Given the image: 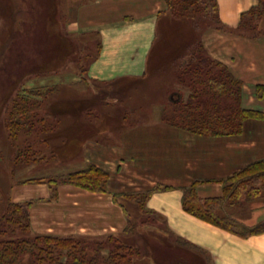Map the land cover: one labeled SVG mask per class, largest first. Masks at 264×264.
Listing matches in <instances>:
<instances>
[{"label":"crops","instance_id":"crops-1","mask_svg":"<svg viewBox=\"0 0 264 264\" xmlns=\"http://www.w3.org/2000/svg\"><path fill=\"white\" fill-rule=\"evenodd\" d=\"M259 2L217 0L224 28L208 30L201 41L212 59L225 64L242 81L243 107L264 112V98L256 96L257 86L264 85V35L250 38L235 32L242 15ZM65 4L66 33L95 36L101 46L89 66L91 84L111 85L148 75L164 18L160 14L167 8L165 0H66ZM169 94L170 100L176 91ZM109 134L111 139H118L116 143L100 137L86 143L83 150L87 157L84 167L95 165L110 174L109 193L63 184L58 188V198L51 200L47 184H33L35 192L25 189L12 198L15 203H32L35 234L123 237L129 220L125 210L132 204L116 202L114 194L161 184L170 189L154 193L147 208L165 223L172 236L199 248L210 264H264V233L240 237L189 214L183 207L182 190L198 182L199 197L223 196L221 180L264 159V120L246 121L243 133L231 137L194 135L168 124L163 116L137 121L117 135ZM257 200L258 205H253ZM244 206L248 213L234 212L238 207L234 206L231 215L248 226L264 221V192L257 199L244 201ZM246 214L249 218L243 217Z\"/></svg>","mask_w":264,"mask_h":264},{"label":"rangeland","instance_id":"rangeland-1","mask_svg":"<svg viewBox=\"0 0 264 264\" xmlns=\"http://www.w3.org/2000/svg\"><path fill=\"white\" fill-rule=\"evenodd\" d=\"M65 2L0 0V209H5L8 200L12 201L22 190L35 192L33 184L26 181L67 175L87 168L84 167L87 157L83 150L89 141L105 137L116 143L118 139H111L110 132L117 135L137 121L148 122L171 113L168 103L175 102L179 96V99L187 100L189 93L182 87L178 73L180 59L211 29L207 28L211 22L203 17H164L154 48L157 56L155 62L150 60L148 75L144 79L117 81L111 90L110 85L91 84L85 71L80 75V57H84L83 68L88 69L91 60L98 55L99 40L95 36L77 35L74 36L76 41L64 37L62 30L66 32L68 11ZM69 8L73 9L72 6ZM183 29L190 32L187 40H183ZM243 32L244 36L250 37L248 31ZM252 34H256L253 38L264 35V16ZM44 85L57 89L47 101L40 103L41 108L33 110L56 124L52 130L38 133L35 130L31 135L21 131L19 143L14 145L7 127L11 122L14 99L24 95V90L33 91ZM175 91L169 100V92ZM42 139H46L45 142ZM73 139L80 140L76 154L64 151ZM28 144L41 159L27 165L16 162L19 149ZM256 204L258 200L253 202ZM237 206L234 212L248 213L244 202ZM128 211L135 228L126 233L123 240L138 248L140 255L134 256L136 264H194V253L178 244L174 236H166L167 229L162 220L155 216L149 220L141 218L134 205ZM248 215L243 217L249 218ZM32 232L16 231L14 237L33 238L35 233ZM86 240L92 246L106 242V238ZM161 243L167 248L162 249ZM160 249L166 251L163 259L154 255L155 250ZM194 255L198 264H210L206 255ZM23 263L31 264L30 258L25 257Z\"/></svg>","mask_w":264,"mask_h":264},{"label":"trees","instance_id":"trees-1","mask_svg":"<svg viewBox=\"0 0 264 264\" xmlns=\"http://www.w3.org/2000/svg\"><path fill=\"white\" fill-rule=\"evenodd\" d=\"M165 1L167 8L160 16L173 19L203 17L211 22L207 28H224L219 17L217 0ZM263 16L264 0H260L257 6L242 15L236 31L242 36L246 35L243 31H248L250 35H247L250 38L256 37V34L252 33L259 27ZM62 34L67 39L76 41V38L67 34L64 29ZM100 47L99 44L98 51ZM97 56L91 60L89 66ZM83 59L84 57H80L78 64L81 76L84 71L88 74L89 70V67L86 70L83 68ZM178 73L180 83L189 95L187 100L177 99L173 103L169 102L172 108L171 113L162 115L168 124L198 136L231 137L243 133L246 121L264 120L263 111L243 107L242 81L236 78L225 64L212 59L201 40L182 56L178 65ZM81 78L84 80V77ZM56 89V86H39L33 91H22L24 95L20 94L21 96L14 99L10 113L11 122L7 125L14 145H18V134L21 131H24L26 135H31L35 130L38 133L53 129L56 122H50L46 119L47 116L40 117L39 112L34 110L41 108L40 103L47 101ZM256 96L258 99L264 98V85L257 86ZM45 140L42 139L44 142ZM36 153L28 144L24 149H19L16 162L26 165L37 162L41 158ZM109 181L110 174L107 171L90 165L84 170L67 175L32 179L26 183L48 184L52 191L50 199L56 200L60 185L69 184L95 193H109ZM221 182L224 184L223 196L215 198L199 197L198 182L182 188L185 211L240 237L245 238L264 233V221L248 226L230 213L232 207L246 200L261 197L264 192V159L246 165ZM168 189H170L169 186L158 184L148 190L116 193L114 199L116 202L123 200L136 206L141 213V218L149 220L152 216H157L147 208L148 199L154 193ZM31 204V202L15 203L8 200L6 208L0 209V264H24L25 257L30 258L31 264H136L134 258L140 255V252L135 246L127 244L123 237L108 236L106 242L101 241L94 246L87 242L90 239L84 241L83 237L38 234H34L33 238L14 237L16 231L23 234L32 232ZM125 212L129 217L126 234L132 231L135 225L129 211L126 209ZM153 220L156 221V218ZM167 230L165 231L166 236L171 237L172 234ZM175 239L178 244L194 254L205 255L191 243L181 238L175 237ZM194 254L193 262L198 264L197 256L195 257Z\"/></svg>","mask_w":264,"mask_h":264},{"label":"bare ground","instance_id":"bare-ground-1","mask_svg":"<svg viewBox=\"0 0 264 264\" xmlns=\"http://www.w3.org/2000/svg\"><path fill=\"white\" fill-rule=\"evenodd\" d=\"M189 30L187 29H183L182 31H181V34H182V37H183V40H187L188 39V37H189ZM156 56H157V53H156V51L154 52L153 51V53L151 54V60H152V62H155V58H156ZM114 85L113 84H111L110 85V87H109V89H111L112 90V88H114L113 87ZM79 146H80V140H75V139H73L71 142H70V145L69 146H67V148H65V150L64 151H68V152H70L71 154H76L77 152H78V150H79ZM161 245H162V249L163 248H167V247H165V245L164 244H162L161 243ZM162 249H160V250H155V257H160V258H162V256L165 254L164 252H166V251H163ZM163 258H164V256H163ZM162 258V259H163ZM185 258H186V256H185ZM190 258H188V260H189ZM161 261H163V260H161ZM194 264H196V263H194Z\"/></svg>","mask_w":264,"mask_h":264}]
</instances>
